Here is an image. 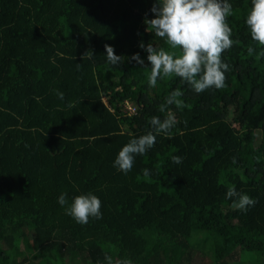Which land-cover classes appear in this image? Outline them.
Instances as JSON below:
<instances>
[{
    "label": "trees",
    "instance_id": "obj_1",
    "mask_svg": "<svg viewBox=\"0 0 264 264\" xmlns=\"http://www.w3.org/2000/svg\"><path fill=\"white\" fill-rule=\"evenodd\" d=\"M228 2L224 87L196 93L177 76L147 83L140 44L169 50L146 30L154 0H0V264H264V46L244 23L251 0ZM175 89L183 106L160 112ZM168 112L175 126L114 168ZM231 186L255 203L235 209ZM62 192H92L101 217L76 223Z\"/></svg>",
    "mask_w": 264,
    "mask_h": 264
},
{
    "label": "clouds",
    "instance_id": "obj_2",
    "mask_svg": "<svg viewBox=\"0 0 264 264\" xmlns=\"http://www.w3.org/2000/svg\"><path fill=\"white\" fill-rule=\"evenodd\" d=\"M150 11L154 16L145 19L146 30L162 38L169 50L156 48L151 43L140 44L147 53V61L150 62L148 85L155 87L158 77L163 79L177 76L196 93L210 88H223L228 64L221 59V53L233 44L230 38L231 28L226 23V17L232 14V6L228 0H154ZM244 23L251 39L264 46V0H251ZM105 51V57L110 64L120 62V56L114 53L111 46L105 45ZM261 54L264 55V51ZM85 55L94 56L91 51ZM132 59L141 65L144 63L139 54H134ZM79 66L77 63L78 68ZM54 91L63 100V93ZM182 94L179 89L172 90L160 105L159 111L163 113L173 104L178 109L181 108L183 105L178 98ZM149 124L151 131L130 138L120 148L113 160L114 168L125 174L130 171L135 156H142L152 148L156 136L167 134L175 126L176 120L168 112L163 120L152 116ZM171 160L179 164L181 157L174 155ZM143 174L149 175V170L144 169ZM225 198L231 199L232 206L238 210H246L255 203L252 197L237 191L235 186L227 188ZM57 203L63 208L64 214L78 224H86L89 218L99 219L102 215L101 201L92 192L74 195L70 200L67 193L62 192L57 197ZM105 261L106 264H114L113 258L107 254ZM115 264H131V261L125 259Z\"/></svg>",
    "mask_w": 264,
    "mask_h": 264
}]
</instances>
